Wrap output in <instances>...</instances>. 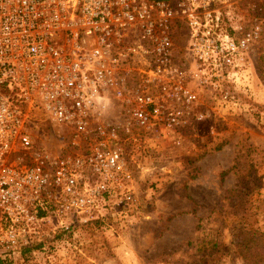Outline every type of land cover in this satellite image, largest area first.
Segmentation results:
<instances>
[{"label": "built area", "instance_id": "obj_1", "mask_svg": "<svg viewBox=\"0 0 264 264\" xmlns=\"http://www.w3.org/2000/svg\"><path fill=\"white\" fill-rule=\"evenodd\" d=\"M232 1L0 0L4 264L130 209L147 147L191 126L193 84L257 36L222 32L217 5ZM35 122L57 129V149L39 143Z\"/></svg>", "mask_w": 264, "mask_h": 264}, {"label": "rangeland", "instance_id": "obj_2", "mask_svg": "<svg viewBox=\"0 0 264 264\" xmlns=\"http://www.w3.org/2000/svg\"><path fill=\"white\" fill-rule=\"evenodd\" d=\"M217 8L222 32L257 36L231 65L211 66L208 82L193 84L191 126L163 130L147 147L130 209L35 242L36 254L9 264H250L237 246L252 230L264 232V0ZM185 45L181 37V58ZM34 130L39 143L61 145L56 128L35 122Z\"/></svg>", "mask_w": 264, "mask_h": 264}, {"label": "trees", "instance_id": "obj_3", "mask_svg": "<svg viewBox=\"0 0 264 264\" xmlns=\"http://www.w3.org/2000/svg\"><path fill=\"white\" fill-rule=\"evenodd\" d=\"M251 232L250 238L238 243L237 250L250 264H264V232L258 230H252ZM257 236L259 239L258 242H255ZM34 249H38L37 246ZM26 251L28 254L32 252L29 248ZM0 264H4V262L0 260Z\"/></svg>", "mask_w": 264, "mask_h": 264}, {"label": "flooded vegetation", "instance_id": "obj_4", "mask_svg": "<svg viewBox=\"0 0 264 264\" xmlns=\"http://www.w3.org/2000/svg\"><path fill=\"white\" fill-rule=\"evenodd\" d=\"M42 250V248L40 250H38V253ZM36 250H34L33 252H31L30 254H36L35 252Z\"/></svg>", "mask_w": 264, "mask_h": 264}]
</instances>
